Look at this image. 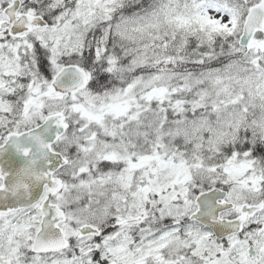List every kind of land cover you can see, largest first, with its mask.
Segmentation results:
<instances>
[{
	"label": "snow or ice",
	"instance_id": "6c2138e0",
	"mask_svg": "<svg viewBox=\"0 0 264 264\" xmlns=\"http://www.w3.org/2000/svg\"><path fill=\"white\" fill-rule=\"evenodd\" d=\"M0 264H264V0H0Z\"/></svg>",
	"mask_w": 264,
	"mask_h": 264
}]
</instances>
